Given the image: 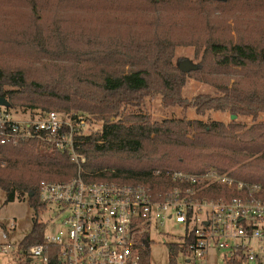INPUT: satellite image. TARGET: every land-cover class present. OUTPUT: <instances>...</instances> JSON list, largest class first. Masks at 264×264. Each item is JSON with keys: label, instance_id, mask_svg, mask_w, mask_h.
<instances>
[{"label": "trees", "instance_id": "trees-1", "mask_svg": "<svg viewBox=\"0 0 264 264\" xmlns=\"http://www.w3.org/2000/svg\"><path fill=\"white\" fill-rule=\"evenodd\" d=\"M237 11L261 21L257 38L229 40L212 34L218 29L219 13ZM20 18L27 21L15 29L13 23ZM111 19L121 23L109 27ZM133 21L147 26L146 32L131 35ZM122 25L126 28L120 32ZM67 26L73 27L74 34L88 30L93 35L107 30L104 28H117L123 37L111 49H130L120 57V61L127 60L128 69L122 65L72 76L56 72L38 79L21 67L0 65V97L8 99L10 109L76 108L102 120L101 129L79 137L76 143L86 157L85 168L92 173L87 177L144 183L152 197L159 199L170 187L168 171L201 173L213 168L260 183L264 194V0H0V45L69 49ZM182 28H191L195 42L205 45L197 69L188 73L173 63L171 33ZM13 36L25 38L20 41ZM248 72L260 81L249 89L228 83L218 85L215 94L200 93L191 99L182 94L189 74L206 78L209 73ZM148 97H160L164 106H179L183 111L192 107L201 116L228 112L232 120L205 121L186 114L152 120L142 109ZM247 118L251 119L248 123ZM102 169L107 170L97 173ZM76 174L70 155L48 142L28 139L0 146V187L6 202L14 201L20 191L28 194L39 212L44 209L38 197L40 182L67 181ZM211 189L203 194L216 198L226 188ZM46 227L47 223L34 219L20 242V255L25 256L30 246L44 243ZM139 242L145 264H151L149 236L143 235ZM171 251L175 255L182 247L175 242ZM229 264L243 263L234 259Z\"/></svg>", "mask_w": 264, "mask_h": 264}, {"label": "built area", "instance_id": "built-area-1", "mask_svg": "<svg viewBox=\"0 0 264 264\" xmlns=\"http://www.w3.org/2000/svg\"><path fill=\"white\" fill-rule=\"evenodd\" d=\"M88 130L83 113L19 116L0 106V146L28 139L45 141L67 152L77 166V174L67 181L40 182L38 197L44 211L50 209L51 218L67 215L55 234L28 248L29 264H145L139 238L166 221H174L183 230L176 242L186 264L207 261L212 250L222 252L225 264L234 259L264 264L260 183L213 168L201 173L168 171L170 187L159 195L163 198L156 199L144 183L89 178L83 170L86 157L76 147ZM219 185L226 189L216 198L203 194ZM15 226L12 221L0 238H8Z\"/></svg>", "mask_w": 264, "mask_h": 264}, {"label": "rangeland", "instance_id": "rangeland-1", "mask_svg": "<svg viewBox=\"0 0 264 264\" xmlns=\"http://www.w3.org/2000/svg\"><path fill=\"white\" fill-rule=\"evenodd\" d=\"M221 16L216 23L218 29L214 30L213 35L223 37L224 39L245 40L248 37L257 38L261 21L252 15H243L242 12H235L232 15L219 13ZM84 15V14H83ZM86 16V15H85ZM82 17V16H77ZM27 19L20 18L14 22L15 29H19ZM108 21V20H107ZM109 27L121 21L119 19H111ZM22 24V25H21ZM134 29L131 35L135 33H145L146 27L140 22H134ZM21 25V26H19ZM123 28V29H122ZM120 32L126 28L122 25ZM93 35L88 30L79 34L73 33V27L67 26L65 32L66 42L69 49H30L18 43L11 47L8 44H1L0 49V65L7 69L21 67L27 70L35 78L53 76L56 72H61L68 75H83L89 72L101 73L109 70L111 67H121L125 65L128 69L129 64L125 61H120L122 54L128 53L130 49H111V45L120 37H123L117 28H104ZM204 31V29H201ZM192 29L182 28L179 31L171 33V40L174 42L173 63L178 65L183 60H189L192 64L197 65L204 55V46H199L192 35ZM2 33V32H1ZM5 39L8 37L2 33ZM76 35L82 36L78 37ZM22 41L25 37L13 36ZM91 39L92 43H88ZM88 43V44H87ZM96 43V44H95ZM118 57V59H117ZM91 69V71H89ZM213 71V70H212ZM206 73H208L206 71ZM206 78L201 74H189L186 79V84L182 90L183 96L191 99L200 93L215 94L218 93L217 87L222 84H236L245 89H249L257 85L260 81L254 79L248 72L240 74L219 75L217 73L206 74ZM209 75V76H208ZM206 79V80H204ZM144 112H148L152 120L161 121L165 118H180L184 114L189 118H200L203 120L215 119L228 122L232 120L230 113L212 111L207 115H198L194 108L190 107L185 111L179 106L166 107L163 105L160 97L150 98L146 100V104L142 108ZM14 114L22 116L25 113H46L48 110L35 108L33 110H25L24 108L11 109ZM56 111L60 115H68L72 113H83L88 118L89 130L88 134L102 128V120H99L94 113L87 112L82 109L71 108L70 110H58L56 108L49 110ZM85 111V112H83ZM235 118V117H234ZM233 118V119H234ZM247 123L250 118L245 119ZM85 165V164H84ZM84 172L91 175L85 166ZM107 169L97 171L102 172ZM122 181V180H120ZM124 182V181H123ZM55 208V207H54ZM57 210V208H56ZM52 211L40 210L39 212L30 204L26 194L17 191L15 200L6 202V193L0 187V235L4 231V225L9 228L12 221H15V228L9 230V236L5 240L0 238V264H29L28 256L20 255L19 245L22 239L31 230L34 219L39 223H47L45 235L55 234L61 227L62 219L67 215V212L60 213L57 217L51 218ZM183 233V230L174 221H166L157 229H150V262L151 264H172V257L175 258L173 264H186V259L182 252L173 255L171 244L177 241L178 236ZM4 245V249L2 246ZM172 256V257H171ZM199 264H225L221 251L212 250L207 261L199 262Z\"/></svg>", "mask_w": 264, "mask_h": 264}, {"label": "water", "instance_id": "water-1", "mask_svg": "<svg viewBox=\"0 0 264 264\" xmlns=\"http://www.w3.org/2000/svg\"><path fill=\"white\" fill-rule=\"evenodd\" d=\"M178 67L181 69V71L183 72H191L195 69H197V65L192 64L189 60H183L178 64ZM0 106H4V107H10V102L8 101V99L6 97H0ZM234 118V116H233ZM32 195V193H30V196Z\"/></svg>", "mask_w": 264, "mask_h": 264}]
</instances>
